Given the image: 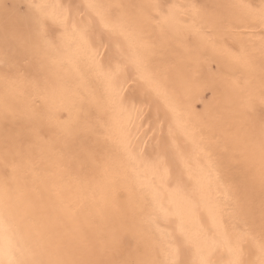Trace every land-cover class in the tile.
I'll return each mask as SVG.
<instances>
[{"label":"snow or ice","instance_id":"1","mask_svg":"<svg viewBox=\"0 0 264 264\" xmlns=\"http://www.w3.org/2000/svg\"><path fill=\"white\" fill-rule=\"evenodd\" d=\"M0 264H264V0H0Z\"/></svg>","mask_w":264,"mask_h":264}]
</instances>
